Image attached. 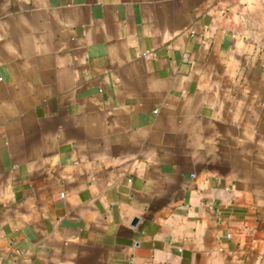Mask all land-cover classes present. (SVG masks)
<instances>
[{
    "label": "crops",
    "instance_id": "obj_1",
    "mask_svg": "<svg viewBox=\"0 0 264 264\" xmlns=\"http://www.w3.org/2000/svg\"><path fill=\"white\" fill-rule=\"evenodd\" d=\"M0 264H264V0H0Z\"/></svg>",
    "mask_w": 264,
    "mask_h": 264
},
{
    "label": "water",
    "instance_id": "obj_2",
    "mask_svg": "<svg viewBox=\"0 0 264 264\" xmlns=\"http://www.w3.org/2000/svg\"><path fill=\"white\" fill-rule=\"evenodd\" d=\"M133 222L137 223L138 222V218L136 217Z\"/></svg>",
    "mask_w": 264,
    "mask_h": 264
}]
</instances>
